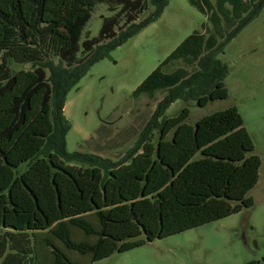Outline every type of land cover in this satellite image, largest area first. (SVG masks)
Segmentation results:
<instances>
[{
	"label": "trees",
	"instance_id": "obj_1",
	"mask_svg": "<svg viewBox=\"0 0 264 264\" xmlns=\"http://www.w3.org/2000/svg\"><path fill=\"white\" fill-rule=\"evenodd\" d=\"M189 2L214 21L208 0H201L205 7ZM146 3L0 0V264H92L254 204L247 193L258 181L261 160L235 106L194 125L185 122L189 109L183 107L161 120L156 143L147 132L169 102L195 99L204 106L228 96V69L218 54L264 0L220 41L194 30L133 90V96L168 94L128 156L113 162L66 150L68 92L93 63L155 21L168 0H149L152 10L137 21ZM100 4L113 13L102 17L96 35L82 39ZM175 60L196 69L165 73ZM12 62L32 68L13 70ZM71 251L87 255V262L71 259ZM244 264H264V255Z\"/></svg>",
	"mask_w": 264,
	"mask_h": 264
},
{
	"label": "rangeland",
	"instance_id": "obj_2",
	"mask_svg": "<svg viewBox=\"0 0 264 264\" xmlns=\"http://www.w3.org/2000/svg\"><path fill=\"white\" fill-rule=\"evenodd\" d=\"M257 1L234 0L233 7L232 1L208 0L207 11L214 12L212 22L205 11L189 0H168L155 21L112 50L109 56L93 63L68 92L64 114L71 127L65 137L66 150L99 155L113 162L128 156L168 94L166 89H161L133 96V90L194 30L206 32L205 37L211 34L220 41ZM198 2L202 4L201 0ZM151 10L147 0L137 21ZM113 11L107 4L98 5L82 31V39L96 35L102 17ZM218 58L228 69L224 79L228 96L204 106H199L195 99L169 102L156 119V126H151L147 134L156 143L161 120L177 115L183 107L189 109L185 122L194 125L202 116L235 106L253 141V153L261 160L258 181L247 193L254 204L198 227L157 238L122 253L114 252L92 264H244L264 255V4L225 45ZM11 68L27 70L32 66L12 62ZM180 68L188 74L196 65L175 60L168 62L163 71L172 73ZM171 135L172 131L168 138ZM26 167L22 165L19 171ZM76 236L86 237L80 232ZM67 254L80 262L88 259L87 255L73 251Z\"/></svg>",
	"mask_w": 264,
	"mask_h": 264
},
{
	"label": "flooded vegetation",
	"instance_id": "obj_3",
	"mask_svg": "<svg viewBox=\"0 0 264 264\" xmlns=\"http://www.w3.org/2000/svg\"><path fill=\"white\" fill-rule=\"evenodd\" d=\"M258 5H260V3H258Z\"/></svg>",
	"mask_w": 264,
	"mask_h": 264
}]
</instances>
